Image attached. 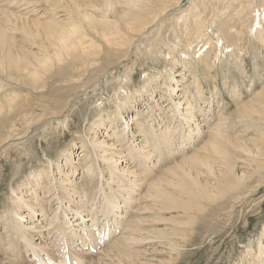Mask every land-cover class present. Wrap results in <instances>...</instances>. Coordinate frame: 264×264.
Instances as JSON below:
<instances>
[{"label": "bare ground", "instance_id": "obj_1", "mask_svg": "<svg viewBox=\"0 0 264 264\" xmlns=\"http://www.w3.org/2000/svg\"><path fill=\"white\" fill-rule=\"evenodd\" d=\"M9 1L43 4L48 13H40V20L20 14L37 16L27 9L0 14V117L20 108L27 87L39 88L27 81L37 85L64 72L62 81L68 83L80 71L99 66V60L126 61L129 50L136 52L140 45L158 68L159 60L164 65L154 68L157 75L142 91L137 89L142 96L146 90L160 93L163 88L158 100H144L147 115L139 110L135 118L125 119L122 111L134 112L138 106L136 90L123 95L126 84H118L111 100L115 109L102 112L106 118L90 125L92 135L85 133L79 146L69 144L54 162L46 157L43 169L32 172L28 184L11 190L9 205L0 214L1 263L172 264L181 250L179 242L191 233L185 231L190 230L191 216L203 210L200 204L240 199V190L264 169V140H226L219 116L220 125L217 121L209 131L203 130L196 119L200 114L206 119L208 112L201 103L196 108L190 103H205L195 69L199 64L206 72L210 59L214 66L217 43L234 63L238 61L236 23L254 18L256 23L247 31L254 28V33L264 35V1L249 17L251 0H190L184 9L178 8L183 0ZM208 7L216 11L211 20L204 17ZM254 38L264 43V36ZM127 66L124 82L131 77ZM187 76L195 91L192 98H187ZM3 84L12 90L4 92ZM256 94L248 106L233 102L239 108L236 116L264 124V98H259L264 90ZM166 95L177 121L169 132L163 118ZM122 117L126 125L114 129ZM101 127L107 132H98ZM165 205L174 212L173 224L159 218ZM154 225L161 227L157 233ZM242 264H264V243L257 241L256 250L250 248Z\"/></svg>", "mask_w": 264, "mask_h": 264}, {"label": "rangeland", "instance_id": "obj_2", "mask_svg": "<svg viewBox=\"0 0 264 264\" xmlns=\"http://www.w3.org/2000/svg\"><path fill=\"white\" fill-rule=\"evenodd\" d=\"M263 1L251 0V10H246V17H249L255 10L257 11V7ZM189 2L190 0H183L178 8H186L190 4ZM30 5H25L23 2L0 0V14L3 12L15 13L18 8L27 9L33 11L37 16L32 17V13L30 16L25 15L23 14L24 11L20 14L29 17V19L40 20L38 18L40 13H48L44 9L43 4L33 3L34 6ZM209 7L204 11V15H207L204 17L207 20H211L212 16L216 14V11ZM218 8L223 7L218 5ZM179 10H176L175 13L177 14ZM218 14L221 13L219 12ZM223 17L224 12L220 18ZM255 23L254 18L251 20L244 18L242 25L236 23L234 26L240 32V36L235 40L238 50L236 49L234 52L238 61L234 63L228 53L220 48V42L217 43V46H220L218 48L221 50V54H219L220 50L218 49V57L214 61V68L211 67V64H213L211 59L208 62L209 68L206 72L201 65H196L195 81L200 86L205 103L203 101L190 102L193 108H196V105L201 103L202 108L208 112L205 114L206 119L200 117L202 114L196 119L201 125L205 126L204 128L202 127L203 130L209 131V127L218 121L217 118L219 116L218 119H220L223 126H220L222 137L237 143H245L251 139L264 140V124L236 116L239 109L237 107L248 106L247 103L250 105V102L255 99L256 93L259 92L261 94L264 90V43L254 38L255 36L261 39L260 37L264 35H260L258 32L254 33L257 31H254V28L251 31H247L248 27H253ZM18 36L20 35H14V37ZM192 47L194 48V46ZM136 49V52H133L134 49L129 50L126 61L124 60L121 63L116 58L99 60V66L94 65L91 66L93 68L89 67L83 72L80 71V74L77 75L78 77H71L68 83L62 81L64 72L54 79L52 76L51 78L48 76L37 85H33L34 82L27 81V85L39 88L31 90V88L27 87L26 92L21 93L26 98L19 102L20 108L6 115L7 117H0V214L9 205L8 198L11 195V190L16 189L20 184L21 188L28 184L31 180L30 174L43 169L46 157L54 162L60 156L61 150L69 146V144L74 143L75 146H79L81 137L85 140V133H88L90 125L100 117L106 118L101 113L115 109L111 100L114 97L113 92L118 90V84H126L127 88L124 90L125 93L123 95L136 90L134 95L138 106L135 105L134 112L131 109L126 110V112L122 111L123 115L127 116H125V119L127 120L128 116L135 118L134 115L139 110L144 112V115H147L148 112L145 109L144 100L150 97L154 101L155 99L158 100L163 94V88L161 87L159 90L160 93H151L145 89L147 92L145 91L142 96L139 95L143 85L150 83L153 77L157 75V71L154 68H158V62L154 63L149 56H145L143 53L145 50L141 45ZM164 50L165 48H163ZM149 54L151 53L149 52ZM161 62L163 61L159 60L162 66L158 69L164 65ZM125 65H128L126 68H132L129 82L122 81L124 78L122 72L125 69ZM178 70H181V67ZM69 71L74 72L71 68H69ZM88 74L90 77H88ZM143 77H147V79L145 78V80ZM191 79L190 76L184 80V82L187 81L185 84V89L188 91L187 98H192L190 95L195 92L190 85ZM11 81L14 82L13 80ZM3 85L4 92L12 90L11 85ZM17 92L20 93L22 91L18 89ZM259 98L263 99L264 94ZM165 99L167 100V102L165 101L167 106L164 108L166 113L164 112L165 117L163 118L169 132L170 129L176 128L177 121L174 120L176 118L173 117V112H170L173 111L172 101L169 100L168 95L165 96ZM172 99H175V96H172ZM239 101L242 102L240 103ZM233 102L237 103V107ZM238 104L241 106H238ZM221 118L224 119L222 120ZM61 121L65 122L62 127L58 124ZM220 121H218L219 125ZM123 125H126V122L122 117L117 123L113 124V127L116 129L119 126L118 129H121L120 127ZM224 128L226 129L224 130ZM178 130H180V127ZM98 132L105 133L107 130L105 127H101ZM101 134L98 135L102 136ZM90 135H92V132ZM187 153V155L190 154L189 152ZM179 156L178 160H181V156ZM170 164L173 165L172 162L168 165L170 166ZM238 165L241 164L238 163ZM63 169L66 171L65 167ZM75 177L79 178L80 176ZM246 187L245 190H240L244 195H241L240 199L230 197L216 203L200 204L199 207H202L203 210L198 212V215L191 216L187 227L190 230H185L191 231V233L185 238V241H178L181 250L175 260L176 262L173 261L172 264H242L245 261V255H247L248 250L250 248L254 251L256 250L257 241L264 243V169L258 176L252 178ZM164 207L159 218L165 223L173 224L176 221L174 212H171L169 206L165 205ZM176 209H180L178 203H176ZM185 219L177 217V221ZM168 224L167 226L169 227L170 225ZM48 226L49 223L46 226V230ZM151 228L152 231L156 232L161 227L154 225ZM0 264H2L1 259Z\"/></svg>", "mask_w": 264, "mask_h": 264}]
</instances>
